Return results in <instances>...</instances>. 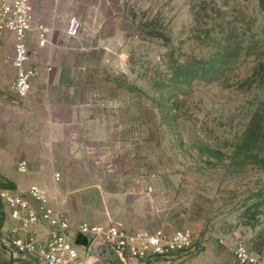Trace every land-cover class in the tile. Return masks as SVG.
Returning <instances> with one entry per match:
<instances>
[{
    "label": "rangeland",
    "instance_id": "rangeland-1",
    "mask_svg": "<svg viewBox=\"0 0 264 264\" xmlns=\"http://www.w3.org/2000/svg\"><path fill=\"white\" fill-rule=\"evenodd\" d=\"M32 6V28L51 23L56 48L70 44L72 18L81 24L79 35L90 46L78 91L84 127L64 134L77 140L56 149L45 171L15 147L10 116L0 190L4 180L18 189L21 180L30 187L46 179L74 230L88 222L195 233L193 250L137 264H230L237 242L264 248V0H32ZM0 37L10 65L15 40L8 32ZM62 74L69 82L80 77L69 67ZM8 77L3 92L22 107L27 97L12 90L13 69ZM70 87L54 90L68 105L60 124L78 119L68 113L76 94ZM22 161L27 173L18 170ZM0 222V264H39L14 248L7 219Z\"/></svg>",
    "mask_w": 264,
    "mask_h": 264
},
{
    "label": "built area",
    "instance_id": "built-area-1",
    "mask_svg": "<svg viewBox=\"0 0 264 264\" xmlns=\"http://www.w3.org/2000/svg\"><path fill=\"white\" fill-rule=\"evenodd\" d=\"M33 24L32 0L0 1V32L14 36L13 68L15 79L12 90L19 96H27L33 86L37 71L30 66L31 49L28 35ZM81 24L72 18L68 35L77 37ZM48 31L38 28L40 46L48 43ZM20 173H27L28 164L19 163ZM60 176H56L59 180ZM0 200L9 223V236L16 250L34 257L39 264H108L99 260L88 262L93 243L101 238L117 250L126 264L165 259L185 254L195 247L196 235L189 228L167 231H128L115 224L84 222L74 230L71 217L56 206L50 191L43 185L32 184L26 192L4 188ZM88 244L77 243L78 236ZM230 264H264V248L252 249L244 242L230 247Z\"/></svg>",
    "mask_w": 264,
    "mask_h": 264
},
{
    "label": "crops",
    "instance_id": "crops-1",
    "mask_svg": "<svg viewBox=\"0 0 264 264\" xmlns=\"http://www.w3.org/2000/svg\"><path fill=\"white\" fill-rule=\"evenodd\" d=\"M37 26L38 24H36V28H33L34 30L32 29L34 32L32 31L33 33H29L28 35V42L31 49L30 64L36 68L37 75L34 78L31 92L25 96L27 100L22 107H14L10 104L3 92V86L7 84V80L9 79L8 72L11 69L14 71V50L12 49L8 54L7 59L10 64L8 65L5 60L4 40L0 37V146L2 147L3 143L4 145L9 144L7 136L11 116V122L16 125L18 132V144L15 147L24 149L22 155L29 159L31 165H41L46 171L45 166L55 161L54 159L57 156L55 150L63 148L66 141L77 140L73 137H65L64 134L78 133L84 127L78 123L80 122L79 118L82 116L83 105L81 95H78V91H82L83 88L82 72L88 67L90 46L86 42L85 36L80 34L78 37L68 35L69 45L54 47L50 41L52 34L51 23L43 25L48 31V43L45 46H40L37 30L40 25ZM10 35L14 41V36L12 34ZM66 67H69L72 71L78 70L80 77L72 76L70 82L64 81L62 69ZM64 85L71 86V90L76 92V94L72 93V105L68 113L70 116L78 119H73L72 123L60 124L58 123L57 117L65 115L68 105L66 107L63 100L60 102L55 99L54 90H58ZM10 108L13 110L11 115ZM22 124L25 127L21 128L20 126ZM24 128L28 135L22 136L21 134ZM63 163L66 164L67 161H63ZM44 170H41V172L44 173ZM0 175H8L5 167L0 168ZM47 179L50 180L49 177ZM39 181L41 182L42 180L39 179ZM44 181L41 185L50 191L56 206L61 210L59 208L60 202L52 194V185ZM16 185L18 188L16 190L19 192H26L29 188L24 180H21L19 184L16 183Z\"/></svg>",
    "mask_w": 264,
    "mask_h": 264
},
{
    "label": "water",
    "instance_id": "water-1",
    "mask_svg": "<svg viewBox=\"0 0 264 264\" xmlns=\"http://www.w3.org/2000/svg\"><path fill=\"white\" fill-rule=\"evenodd\" d=\"M77 243L80 245H87V239L81 235L77 238ZM99 260L102 263L108 264H126L121 254L115 250L111 245L106 244L101 238H98L89 251L88 262Z\"/></svg>",
    "mask_w": 264,
    "mask_h": 264
},
{
    "label": "trees",
    "instance_id": "trees-1",
    "mask_svg": "<svg viewBox=\"0 0 264 264\" xmlns=\"http://www.w3.org/2000/svg\"><path fill=\"white\" fill-rule=\"evenodd\" d=\"M0 179H2L1 176H0ZM4 183H5L4 188L16 189V188H15V185L12 184V183H10V182H8L7 180H4ZM0 218H1L2 220H3L4 218H6V214H5V211H4L3 204H2V202H1V200H0ZM0 225H1V222H0Z\"/></svg>",
    "mask_w": 264,
    "mask_h": 264
}]
</instances>
